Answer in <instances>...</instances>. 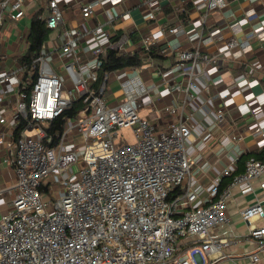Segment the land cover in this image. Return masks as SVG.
I'll use <instances>...</instances> for the list:
<instances>
[{
  "label": "built area",
  "instance_id": "obj_1",
  "mask_svg": "<svg viewBox=\"0 0 264 264\" xmlns=\"http://www.w3.org/2000/svg\"><path fill=\"white\" fill-rule=\"evenodd\" d=\"M99 1L82 4V18L72 29L65 25L60 0H47L46 25L61 27L62 42L33 60L31 68L36 69V76L33 81L30 74L27 77L32 82L29 92L22 85L20 68L0 71V83H14L18 88L14 128L22 119L27 121L17 136L9 140L0 136V144L8 149L4 160L12 167L15 179L14 196L6 208H0V264H211L208 257L212 253L224 256L223 248L229 243L212 229L229 224L226 205L232 189L246 191L252 179L264 174V161L251 155L243 171L223 169L230 181L224 188L214 183L209 203L194 205L196 193L189 184L175 193L192 168L187 142L195 125L193 113L186 115L183 109L196 103L197 66L210 65L202 70L208 74L216 70L218 62L199 45L222 40L224 21L217 20L206 34L202 29L209 14L223 8L226 1L193 0L200 12L195 26L168 28L171 33L185 34L193 46L180 50L177 62L159 71V81L150 83L143 80L138 66L104 71L99 79L108 50L117 54L127 51L125 35L113 38L102 25L88 27L86 19ZM23 4L24 0H0V25L6 16L23 17ZM258 15L252 9L232 23V35L221 48L240 57L253 40L264 35V18H259V27L242 28V20L250 22ZM149 43L150 38H144L143 48L149 49ZM167 49L162 47L161 51L166 53ZM87 50L90 57L81 61ZM251 64L257 68L262 62L253 59ZM114 82L121 99L110 104L106 93ZM250 83L251 78L244 73L243 79L227 85L219 95L226 104L231 93ZM159 84L163 86L160 93L181 92L183 97L179 104L164 106V111L178 117L157 131L155 123L139 110ZM77 99L83 102L79 116L69 120L62 131L48 133L45 125ZM253 101L259 100L247 94L237 108L241 113L250 111ZM223 115L224 109L218 108L217 117ZM121 127L132 129L135 142L121 139L115 144ZM261 128L256 123L255 130ZM71 131L79 137L77 145L68 138ZM52 184H58L60 191L49 201L43 187L52 190ZM239 212L257 239L258 250L247 255L250 264H257L258 253L264 250V225L256 227L253 221L264 216V206L255 201ZM178 237L190 240L189 245L180 249Z\"/></svg>",
  "mask_w": 264,
  "mask_h": 264
},
{
  "label": "crops",
  "instance_id": "obj_2",
  "mask_svg": "<svg viewBox=\"0 0 264 264\" xmlns=\"http://www.w3.org/2000/svg\"><path fill=\"white\" fill-rule=\"evenodd\" d=\"M86 1L88 0H60L65 12V25L72 29L78 27L82 18L81 7ZM225 1L223 8L209 14L202 29L203 34H206L217 20L222 19L223 39L215 43L199 45L202 52L218 58L216 70L203 74V68L207 70L210 65L198 64L196 103H191L183 109L186 115L190 114L189 112L193 113L195 125L192 136L187 142V153L192 159V168L187 181L180 185L175 193L184 191L189 184L196 193L194 205L209 203L210 190L214 183L217 182L219 188L228 185L230 176L222 174L224 168L229 167L231 173L241 172L245 160L251 155L264 161V35L253 40L251 47L237 58L230 50L221 48L232 35L230 25L241 20L247 11L252 9L258 11V19L250 22L242 20V28L249 30L260 26L259 18H264V0ZM23 6L25 11L23 17L17 20L6 16L0 25V71L20 68L22 85L28 92L32 82L27 80V77L30 74L33 81L36 76V69L31 68L35 57L30 63L23 60L29 47L32 18L37 16L48 29L39 53L61 43L62 39L61 27L49 28L46 25L45 17L49 13L47 0H24ZM93 7V12L86 19L88 27L102 25L113 38L125 35L126 52L141 56V64L136 66L140 67L146 83L159 81V71L176 63L180 50L190 49L193 46L185 34L171 33L168 28L174 26L190 28L195 26L200 16V12L193 6V0H100ZM149 14L153 16L150 17ZM146 37L150 38L149 49H144L142 45ZM162 47L168 48L166 53L161 51ZM89 57L90 52L87 50L80 58L83 61ZM253 59H259L262 65L253 67L251 64ZM130 67L132 66L119 68L116 71ZM244 73L251 78V83L243 84L237 91L231 93L225 104L219 91L232 82L243 79ZM162 88L163 86L159 84L152 90L149 93L150 101L145 102L139 110L140 115L155 123L157 131L167 128L178 117L164 111V106L175 102L179 104L183 97L181 92L162 94L160 93ZM17 90L14 83H0V118H3V121H0V136L4 140L17 136L25 128L24 126L17 133L18 128L15 129L13 125L18 120ZM250 93L253 94V99L256 96L259 101L251 102L250 111L241 113L237 106L243 103L245 95ZM106 94L109 103L121 99L117 84L109 85ZM220 107L224 109V115L218 118L217 110ZM79 110L75 116L66 119L64 127L69 120L79 116ZM256 123L261 124L262 128L255 130ZM232 135L235 138H232ZM68 138L76 145L79 143V137L72 131L69 132ZM7 154L6 145L0 144V189H3L0 192V198L3 200L0 203L1 209L6 208V203L15 194L12 167L4 160ZM47 183L48 180H45L44 185L47 186ZM59 191L58 184H52V190L43 187L44 197L49 201L58 197ZM255 201L261 202L264 206V174L252 179L250 188L246 191H242L239 187L232 189L226 205L230 222L224 227L212 229L214 235L227 238L229 243L223 248L224 256L212 253L208 257L211 264H250L247 255L258 250V243L250 234L249 225L241 218L239 211ZM253 225L256 227L264 225V216L253 221ZM189 241L178 237L176 244L180 249H184L189 245ZM258 254L257 264H264V250L259 251Z\"/></svg>",
  "mask_w": 264,
  "mask_h": 264
},
{
  "label": "trees",
  "instance_id": "obj_3",
  "mask_svg": "<svg viewBox=\"0 0 264 264\" xmlns=\"http://www.w3.org/2000/svg\"><path fill=\"white\" fill-rule=\"evenodd\" d=\"M47 32L48 29L45 27L44 22L39 20L37 16L33 17L30 24L29 47L25 56L23 57L25 62L30 63L32 59L38 55L40 45L46 38ZM139 64H141V56L137 53L131 54L125 52L123 54H117L114 50H108L106 61L99 72V79H101L102 73L104 71L124 68L126 66H136ZM82 107L83 102L81 99L73 101L70 106L65 108L48 124L47 127H45L46 131L50 134H55L57 131H61L64 127L66 119L75 116L77 111ZM26 122V120H21V124L17 129V133H19V130L23 129V127L26 125Z\"/></svg>",
  "mask_w": 264,
  "mask_h": 264
},
{
  "label": "rangeland",
  "instance_id": "obj_4",
  "mask_svg": "<svg viewBox=\"0 0 264 264\" xmlns=\"http://www.w3.org/2000/svg\"><path fill=\"white\" fill-rule=\"evenodd\" d=\"M113 84H117V82H114ZM113 103L111 102L110 104H113ZM121 139L122 141L135 142L132 129L130 127H121L118 130V137L114 139L115 144L117 143L118 140H121ZM73 167L75 170L79 169L78 164H75Z\"/></svg>",
  "mask_w": 264,
  "mask_h": 264
}]
</instances>
